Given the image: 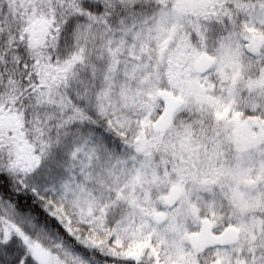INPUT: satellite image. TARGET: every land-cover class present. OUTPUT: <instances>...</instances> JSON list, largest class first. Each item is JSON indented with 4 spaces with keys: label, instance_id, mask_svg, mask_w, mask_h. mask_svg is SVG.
Returning <instances> with one entry per match:
<instances>
[{
    "label": "snow or ice",
    "instance_id": "6c2138e0",
    "mask_svg": "<svg viewBox=\"0 0 264 264\" xmlns=\"http://www.w3.org/2000/svg\"><path fill=\"white\" fill-rule=\"evenodd\" d=\"M0 264H264V0H0Z\"/></svg>",
    "mask_w": 264,
    "mask_h": 264
}]
</instances>
